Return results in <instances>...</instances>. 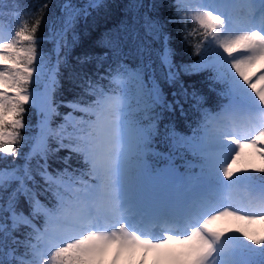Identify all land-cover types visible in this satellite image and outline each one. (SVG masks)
<instances>
[{"label": "snow or ice", "instance_id": "1", "mask_svg": "<svg viewBox=\"0 0 264 264\" xmlns=\"http://www.w3.org/2000/svg\"><path fill=\"white\" fill-rule=\"evenodd\" d=\"M50 4L17 6L18 27L9 22L8 35L0 34V160L12 158L0 167V264H133L149 253L155 264H256L254 256L264 264V234L215 226L224 217L264 222V166H237L245 157L264 162V0H133L124 15L143 21L144 36L122 21L101 41L108 51L73 57L79 69L69 59L81 39L77 26L110 5L63 0L40 35ZM167 7L175 13L164 16ZM188 19L198 27L184 25L185 42L199 36L193 54L200 59L177 63L168 26ZM129 37L135 46L126 51ZM43 42L52 43L50 52ZM110 53L121 60L106 76L99 69ZM133 55L135 66L123 62ZM62 69L80 89L67 101L55 99ZM201 73H208L210 91L222 85L227 103L212 117L203 110L212 122L204 137L182 136L171 120L164 123L166 114L183 117L186 105L202 109L205 95L181 78ZM103 80L114 87L106 90ZM62 106L70 111L61 113ZM28 108L38 117L35 137L26 135ZM182 148L197 158L184 174L174 163ZM150 153L162 167L149 163ZM74 157L83 167L73 166ZM54 160L63 167L53 169ZM238 187L247 204L220 203Z\"/></svg>", "mask_w": 264, "mask_h": 264}, {"label": "trees", "instance_id": "2", "mask_svg": "<svg viewBox=\"0 0 264 264\" xmlns=\"http://www.w3.org/2000/svg\"><path fill=\"white\" fill-rule=\"evenodd\" d=\"M44 0H0V16L3 17L2 21H0V25L4 28L6 27L9 30V22L12 23L14 27H18L17 22L15 21V10L17 9V6H20L21 9L23 7L32 8L36 5L43 3ZM63 2V0H51V4L49 6L48 14L45 16V23H43L40 27L39 34L40 35H46L48 31L49 24L47 21H49L50 18H54L56 16L60 15V9L59 5ZM76 3H86L87 0H74ZM106 2L110 5L109 8L104 9L101 8L98 11L93 12L92 16L88 18L87 23L81 22L77 26V31L81 34L80 43L77 45V47L74 49L72 57H70V62L72 65H75L77 69L80 68L79 65L76 64V61L73 57L76 55H81L83 53H91L95 55H102L104 52L108 51L107 48L103 47L101 44V41L104 39L105 34L108 32L109 29H112L118 25L121 24L122 21L126 22L129 25L130 30L131 29H138L140 32V35L144 36V29L141 27V24L143 21H140L139 23H133L132 16L133 13L129 12L127 16L124 15V12L126 11L125 6L132 3L133 0H106ZM153 0H143V3L145 5H148L149 3H152ZM168 4L171 5L172 0H167ZM120 5V7H116L115 5ZM147 11V8L141 9V14ZM176 9L174 7H167L163 10L164 16H169L173 13H175ZM151 15V13H150ZM191 17V15H189ZM176 19H179V17H174ZM27 19L26 16H22L21 20ZM187 25V28L189 31H191L193 28H197L198 25L195 24L191 19H188L184 21L183 23L178 24H170L168 26V30L172 34V42L171 47H173L178 55L175 57L177 63H185V64H191L195 63L200 59L199 55H194V46L200 42L199 36H188L187 42H185V37L187 33L185 32V26ZM202 31V30H201ZM134 42L132 41L131 37H129L128 42L125 45V50L127 51L128 48L134 47ZM42 50L47 53L50 52L53 45L50 42H43L40 46ZM153 59H155L156 64L159 65L160 61L158 58L153 55ZM121 60V57H113L111 53L109 54V57L107 60L103 62V67L99 69L100 73L103 75H108L106 72V69H108L109 65H112L113 68H115L116 64ZM124 63L130 64L132 66H135L137 63H139L138 59L133 55L131 57L125 58L123 60ZM64 72V78L62 79V87L57 91L55 99L57 101L60 100H71L73 99L76 94L80 91L78 87H76L67 77L69 74L70 69H62ZM86 71H88L89 74L96 71V61H93L91 64L86 66ZM159 76V73H157ZM208 73H201L197 75H190V76H182L181 78L186 82V84H195L197 88L201 91L203 95H205L206 99L202 106V109L196 110L191 109L187 105L186 107V115L181 117L178 113L175 116H172L171 114H166V119L164 123H168L169 120L172 121V123L175 126V130L179 135L190 137L194 133L198 132L202 125L205 124V113L204 109L208 110V114L210 112L216 111V109L220 108L224 104L227 103V100L224 98V96L221 94L223 91V87L221 84L217 83L212 85L213 88H215V91L209 90V84L211 83L206 79ZM93 79L95 80L96 77L94 76ZM106 90L111 89L114 87V85L110 84L108 80H103L100 82ZM165 91H170L168 87L165 85ZM171 97L169 96V99ZM59 111L61 113H67L70 111L69 108L66 107H60ZM76 115H79L77 113ZM24 119L26 122H30L32 127L29 129L28 133L26 135H30L32 137H35L37 133L39 132V129L36 127L37 125V114L33 108H28L27 112L24 116ZM61 123V119L57 117L53 122V127H56V125ZM157 141H159V138H157ZM51 144L54 146V142L50 141ZM32 147V142L30 141L29 144L24 147L21 151L22 153L28 152L30 148ZM157 148L160 151L167 150V147L165 145L157 143ZM251 149H246V153H250ZM60 156L66 155V152H60ZM173 155H176L175 153ZM180 156L182 158L175 159L174 163L177 167V170L179 169H186L187 168V162L191 161L193 163L197 162V158L194 156V154L187 149H181L180 150ZM79 158L74 157L72 164L73 166H79L83 167V165H78L77 160ZM158 157L153 155L152 153L149 154L148 160L149 163L153 164L156 167H162V163H158ZM12 158L9 157L7 160H0V167L6 166L10 164ZM248 160H253V163L255 167L259 168L261 166H264V162L260 161L258 158H251V157H245L240 162H238V167L241 169H245L248 167ZM18 164H22L23 160L18 159L16 161ZM63 165L56 162L55 160L52 161V168H62ZM188 169V168H187ZM194 173L199 172V168L192 169ZM38 223L42 226L44 223V218L40 217L38 218ZM264 234V222H262L261 228L259 232L255 233V235ZM254 259L257 260V263L259 264V261L261 260V257L254 256Z\"/></svg>", "mask_w": 264, "mask_h": 264}, {"label": "rangeland", "instance_id": "3", "mask_svg": "<svg viewBox=\"0 0 264 264\" xmlns=\"http://www.w3.org/2000/svg\"><path fill=\"white\" fill-rule=\"evenodd\" d=\"M189 15H192L191 12H189ZM8 29L7 28H2L0 26V34L2 35H8ZM260 68V65H257L256 68L252 69L253 72H256L257 69ZM212 128V123L210 121H208L207 127H204V130H202V133L200 135V137H204L206 135V133L210 132ZM226 151V149H225ZM222 203H234L237 205H245L248 203V195L247 193L241 189V187L237 188L233 193H232V200L231 201H221ZM231 210H235V209H231ZM241 214H245V213H241ZM217 227L220 228H225V229H231L232 231H235L236 229H239L241 227L246 228L248 231H250L252 234H255L256 232H258V230L261 227V222H256L254 224H249L246 221H241V220H237L234 217H224L221 220L216 222ZM230 233L226 232V235H229ZM110 259V257H109ZM140 259H144L145 264H155L157 257L155 256L154 253L148 254L147 256L141 257L139 254L137 255L136 258H134L133 264H139V260ZM251 259L256 261L257 260L254 259V257H251ZM121 264H125L124 261H121Z\"/></svg>", "mask_w": 264, "mask_h": 264}, {"label": "bare ground", "instance_id": "4", "mask_svg": "<svg viewBox=\"0 0 264 264\" xmlns=\"http://www.w3.org/2000/svg\"><path fill=\"white\" fill-rule=\"evenodd\" d=\"M149 254H151V253H149Z\"/></svg>", "mask_w": 264, "mask_h": 264}]
</instances>
